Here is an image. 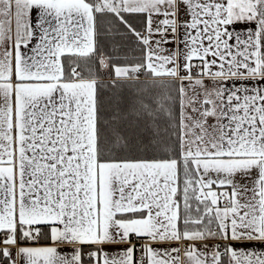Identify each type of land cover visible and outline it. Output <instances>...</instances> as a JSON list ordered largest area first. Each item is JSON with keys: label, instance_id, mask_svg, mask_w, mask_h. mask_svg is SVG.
Listing matches in <instances>:
<instances>
[{"label": "snow or ice", "instance_id": "1", "mask_svg": "<svg viewBox=\"0 0 264 264\" xmlns=\"http://www.w3.org/2000/svg\"><path fill=\"white\" fill-rule=\"evenodd\" d=\"M0 264H264V0H0Z\"/></svg>", "mask_w": 264, "mask_h": 264}]
</instances>
